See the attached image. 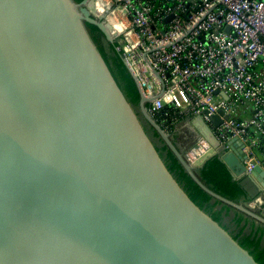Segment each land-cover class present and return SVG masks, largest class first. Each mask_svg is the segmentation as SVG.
I'll return each mask as SVG.
<instances>
[{"label":"water","instance_id":"95a60500","mask_svg":"<svg viewBox=\"0 0 264 264\" xmlns=\"http://www.w3.org/2000/svg\"><path fill=\"white\" fill-rule=\"evenodd\" d=\"M90 3L0 0V264H257L231 237L233 216L224 217L225 230L166 168L162 145L89 34L86 24L109 44L119 36ZM98 41L111 57L108 43ZM123 62L142 116L193 182L264 226V212L214 193L197 176L220 157L209 125L188 118L196 143L208 145L191 162L148 111L157 96H145ZM237 145L220 159L235 179H254L264 199V170L246 175Z\"/></svg>","mask_w":264,"mask_h":264},{"label":"built area","instance_id":"2783aa9c","mask_svg":"<svg viewBox=\"0 0 264 264\" xmlns=\"http://www.w3.org/2000/svg\"><path fill=\"white\" fill-rule=\"evenodd\" d=\"M91 4L94 17L104 15L110 33L119 35L116 50L145 96H157L148 104L152 116L167 107L181 116L201 117L219 142L220 157L238 141L235 149L243 154L246 175L257 166L264 170V0ZM209 116L219 118L217 127ZM160 126L170 131L164 122ZM207 148L198 143L191 162Z\"/></svg>","mask_w":264,"mask_h":264},{"label":"trees","instance_id":"16d2710c","mask_svg":"<svg viewBox=\"0 0 264 264\" xmlns=\"http://www.w3.org/2000/svg\"><path fill=\"white\" fill-rule=\"evenodd\" d=\"M73 1L79 4L83 0ZM86 27L119 89L132 106H137L140 95L133 78L124 65L121 52L116 50L117 44H108L110 51L113 53V55L109 57L98 41L99 37L105 40L99 29L89 24H86ZM148 106L149 105H147V107ZM168 112L170 113L169 116H167V114H169ZM153 118L159 125L161 122L169 125V132L171 133L176 123L183 119V116L179 115L177 112L169 111L168 108L165 107L153 116ZM152 131L154 136L162 143L161 149H157V151L178 185L199 209L204 211L213 221L217 222L226 230V227L222 225V221L229 211H231V208L213 200L207 193L201 190L185 172L172 152L159 138L158 134L153 129ZM196 172L201 181L214 193L235 203L246 204L251 201L248 197V193L241 185V179H235L233 177L232 173L219 156H214L209 159L203 167ZM231 223L235 227V231L230 234L233 240L246 250L257 264H264V226L256 225L253 220L244 217V215L238 212H235Z\"/></svg>","mask_w":264,"mask_h":264},{"label":"crops","instance_id":"0c3cea01","mask_svg":"<svg viewBox=\"0 0 264 264\" xmlns=\"http://www.w3.org/2000/svg\"><path fill=\"white\" fill-rule=\"evenodd\" d=\"M188 118H190L189 116H185L183 115V119L185 120V125L184 128L187 130L186 134H189L192 137V140H194V142L196 143L197 139H196V134L189 128L188 125ZM181 121V120H180ZM178 123V122H177ZM176 123V124H177ZM176 126V125H175ZM176 149L182 153L186 158L190 159L188 154H191L193 147L190 149V147H184L183 149L180 148L179 146H177L176 144H174ZM180 145V144H179ZM181 146V145H180ZM249 179V178H248ZM256 184V185H255ZM241 185L242 187L246 190V192L248 193V197L250 198L251 201L247 202L246 205L254 208L256 211L258 212H264V199L262 197V192H260V196L259 197H255V196H251L250 191H251V186L254 188L257 186V183L254 181V179H249L247 180V177L245 179H241ZM257 194V193H256ZM235 214V212H234ZM233 214V217H234ZM258 225V224H256ZM249 226V225H248ZM249 228V227H248Z\"/></svg>","mask_w":264,"mask_h":264},{"label":"rangeland","instance_id":"374dc122","mask_svg":"<svg viewBox=\"0 0 264 264\" xmlns=\"http://www.w3.org/2000/svg\"><path fill=\"white\" fill-rule=\"evenodd\" d=\"M136 112H137V114L140 116V118L143 120V122L145 123V120H144V118H143V116H142V114H141V112H140V110H139V108H133ZM146 125H147V127L149 128V124L146 122L145 123ZM184 125H185V120L184 119H182L181 121H178V123L176 124V126H175V128H174V130L170 133V132H168V134L170 135V139L172 140V142L174 143V144H176L177 146H179L180 148H184V147H190V149L193 147V149H196L197 148V143L195 144V142H194V140H191V137L188 139V137H187V135L188 134H186V132H187V130L184 128ZM150 129V131L153 133V131H152V129L151 128H149ZM154 135V134H153ZM156 137V136H155ZM177 138L179 139V140H177ZM156 139L160 142V144L162 145V143H161V141L156 137ZM181 146H180V145ZM192 149V150H193ZM189 156L191 155V154H188ZM190 158V157H189ZM246 177H243V179H245ZM247 180H249L248 178H247ZM256 185V184H255ZM251 188V191H250V194H251V196H255V197H259L260 196V190H259V188H258V185L254 188V186L252 187H250ZM257 193V194H256ZM234 210H231V211H229V214L230 215H232L233 216V214H234Z\"/></svg>","mask_w":264,"mask_h":264},{"label":"flooded vegetation","instance_id":"af4514ba","mask_svg":"<svg viewBox=\"0 0 264 264\" xmlns=\"http://www.w3.org/2000/svg\"><path fill=\"white\" fill-rule=\"evenodd\" d=\"M105 41H106V39H105ZM108 44H109V42L108 41H106ZM109 46V45H108ZM133 108H139V110H140V103H138V105L137 106H132ZM144 118V117H143ZM145 120V119H144ZM140 122H141V120H140ZM145 123H146V120H145ZM141 124H142V126H143V123L141 122ZM149 128H151L150 127V125H149ZM152 129V128H151ZM187 137H188V139L191 137L189 134L187 135ZM177 140H179L178 138H177ZM191 140H192V137H191ZM156 149H157V147H156Z\"/></svg>","mask_w":264,"mask_h":264},{"label":"bare ground","instance_id":"6f19581e","mask_svg":"<svg viewBox=\"0 0 264 264\" xmlns=\"http://www.w3.org/2000/svg\"><path fill=\"white\" fill-rule=\"evenodd\" d=\"M98 4L100 5V8H104V6L101 4V2L99 1ZM90 8H92V4L90 3Z\"/></svg>","mask_w":264,"mask_h":264}]
</instances>
